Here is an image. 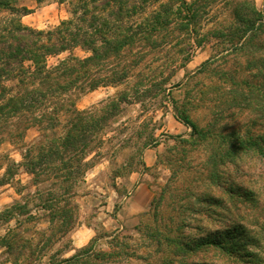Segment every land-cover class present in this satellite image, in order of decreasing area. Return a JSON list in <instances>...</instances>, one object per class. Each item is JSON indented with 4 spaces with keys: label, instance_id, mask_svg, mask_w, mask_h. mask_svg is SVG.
Returning a JSON list of instances; mask_svg holds the SVG:
<instances>
[{
    "label": "rangeland",
    "instance_id": "obj_1",
    "mask_svg": "<svg viewBox=\"0 0 264 264\" xmlns=\"http://www.w3.org/2000/svg\"><path fill=\"white\" fill-rule=\"evenodd\" d=\"M254 1L264 9V0ZM15 5L33 10L20 17L39 30L72 17L69 0H18ZM228 17L226 8L214 11L205 31ZM70 55L88 53L75 48L51 61ZM179 60L166 74L167 96L147 108L124 104L111 121L106 138L112 139L95 157L75 198L80 205L76 226L60 237L57 224L26 221L19 228L23 256L0 247V264H29L31 258L32 264H54L91 246L97 253L110 252L114 237L129 255L94 264H264V34L243 49L211 37L186 67ZM125 87L84 93L76 107L100 106ZM179 112L191 118L200 135L177 118ZM38 135L32 127L22 142L0 145V177L9 165L18 166L0 183V212L37 190L21 165L25 146ZM18 227L17 220L2 223L0 236ZM234 228L240 229L239 238L229 243L232 236L224 237L226 248L201 240ZM147 234L166 240L159 243Z\"/></svg>",
    "mask_w": 264,
    "mask_h": 264
},
{
    "label": "trees",
    "instance_id": "obj_2",
    "mask_svg": "<svg viewBox=\"0 0 264 264\" xmlns=\"http://www.w3.org/2000/svg\"><path fill=\"white\" fill-rule=\"evenodd\" d=\"M17 1L0 0V14L8 13L0 15V145L22 142L32 127L39 131L25 146L21 165L37 190L0 212V224L17 220L19 226L0 236V247L20 257L25 245L19 228L26 221L57 224L60 237L76 226L80 205L75 198L95 157L103 155L112 139L106 138V130L123 105L147 108L158 96H167L166 74L175 70L177 59L186 67L195 49L211 37L233 49L246 47L264 34V9L254 0H69L72 17L54 29L39 30L22 22L20 14L33 10H21ZM225 8L229 17L205 31L213 12ZM75 48L88 55L51 61ZM121 85L125 89L100 106L76 107L84 93ZM177 118L200 135L186 113L179 112ZM17 168L9 165L0 183L13 177ZM239 231L234 228L224 236L201 240L226 248L222 239L231 235L228 242L236 241ZM147 236L159 243L166 240L162 234ZM111 244L110 252L97 253L91 246L54 264H94L129 255L120 237Z\"/></svg>",
    "mask_w": 264,
    "mask_h": 264
}]
</instances>
